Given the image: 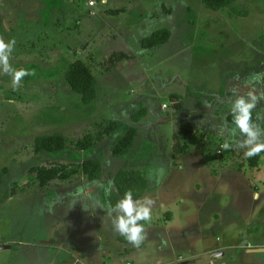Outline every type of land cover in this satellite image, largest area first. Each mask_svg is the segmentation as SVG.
Masks as SVG:
<instances>
[{
    "label": "rangeland",
    "instance_id": "rangeland-1",
    "mask_svg": "<svg viewBox=\"0 0 264 264\" xmlns=\"http://www.w3.org/2000/svg\"><path fill=\"white\" fill-rule=\"evenodd\" d=\"M161 28L170 29V39L158 47H144L142 38ZM0 36L16 41L12 66L31 73L16 89L11 76L0 73V246H4L0 264H75L78 251L83 252L80 264H157L159 258L167 264L168 250L174 256L181 254L188 264L210 260L264 264V251L226 248L225 254H217L215 248L227 243L229 232L244 228L248 217L217 225L219 212L230 208L232 190L222 183L221 191L215 192L218 196L204 199L207 192L196 191L198 175L188 174L191 156L177 154L174 148V132L182 120L192 117L194 129L187 138L190 155L201 156L212 173L247 165L240 184L264 185V152L260 165L253 167L243 149L221 147L230 139L228 131L217 133L221 125L232 126L226 110L232 91L225 106L218 103L219 97L212 104L203 97L196 108L195 97L185 95L188 86L215 93L229 80L230 67L233 78L239 76L241 81L264 72V0H235L219 10L202 0H0ZM118 51L130 56L109 66L106 59ZM77 59L90 67L98 81V94L91 103H84L64 78L69 63ZM173 92L182 94L183 111L173 109ZM141 107L151 117L141 118L142 129L138 128L125 156L112 154L108 136L84 151L67 147L64 154H49L33 149L38 135L59 132L70 143L95 132L103 120L121 123L122 132L133 125L132 110ZM185 111L191 112L189 118ZM255 111L253 121L264 127L263 108ZM210 112L215 113L208 119ZM85 158L103 162L102 179L92 181L78 174L41 187L30 173L36 164ZM129 160L149 164L140 170L152 191L167 174L169 163L170 179L157 192L151 221L140 222L146 224L144 242L119 253L120 234L107 209L110 191L115 189L113 177ZM254 186L248 187L253 193L258 191ZM166 209L173 210V220L162 213ZM166 225L173 234L156 235L159 238L150 234Z\"/></svg>",
    "mask_w": 264,
    "mask_h": 264
},
{
    "label": "trees",
    "instance_id": "trees-1",
    "mask_svg": "<svg viewBox=\"0 0 264 264\" xmlns=\"http://www.w3.org/2000/svg\"><path fill=\"white\" fill-rule=\"evenodd\" d=\"M235 0H202V2L209 8L219 10L227 6ZM113 13H119L121 9H112ZM171 37V31L168 28H161L150 35L142 38V45L146 48L158 47L166 43ZM130 55L124 51H118L110 55L106 62L114 67L123 58ZM66 84L70 90L77 92L84 103H91L94 101L98 94V81L92 73L90 67L81 59L71 61L65 71L64 75ZM223 92H220L222 95ZM188 96H195L200 102L201 99L207 95L203 92H194L191 89L187 90ZM171 103L175 112L183 111L184 101L182 95L172 93L170 95ZM208 100L214 101L216 95L208 94ZM146 114V108L141 107L134 111L131 115L134 122H138ZM253 115H255L253 113ZM228 118L232 121V115L229 114ZM121 124V123H120ZM116 120H103L97 123V130L95 132H88L80 136L77 140L68 143L65 135L59 132L50 134L38 135L34 139L33 149L36 153L49 152L64 154L67 147L74 150L84 151L99 143L104 137L108 136L112 140L111 152L116 157L127 155L132 149L136 137L138 135V127L130 125L121 132L120 125ZM194 129L191 121L182 120L179 128L174 132L176 139L174 148L177 153H187L189 150V143L187 138L192 134ZM68 151V150H67ZM261 153L257 156L250 158V165L256 166L260 159ZM143 161L132 160L126 161L113 177L115 189L110 191L109 201L110 205L115 203L123 196L124 192L131 189L134 193V198H140L148 189V179L141 172L139 166L143 165ZM30 173L39 182L41 187H46L53 180H70L78 174H83L89 180H99L103 178L104 167L103 162L99 159L85 158L80 162L72 161L61 162L51 161L48 164H36L30 168ZM121 240L128 242L124 236H120Z\"/></svg>",
    "mask_w": 264,
    "mask_h": 264
},
{
    "label": "crops",
    "instance_id": "crops-1",
    "mask_svg": "<svg viewBox=\"0 0 264 264\" xmlns=\"http://www.w3.org/2000/svg\"><path fill=\"white\" fill-rule=\"evenodd\" d=\"M192 32L193 31L191 30L190 33H192ZM191 40H193V39H191ZM208 53L211 54V50ZM224 64H225V62H223V65ZM228 70H229L228 72H230L229 73V78H228L229 80H227L226 82H223L221 84V87H218V89H216L215 93H210V92H207V91L203 92V93L207 94L204 97H207L208 94L216 95V99L219 97L218 103L222 104L224 106H225V104H224L225 100L224 99L226 97L230 96L228 94L229 91L231 90L233 85L235 83H237V81L233 78L234 76L232 75L231 67L228 68ZM240 81H241V79H240ZM188 89H191L194 92H202V90L201 91L200 90H194L190 86H188L187 89L185 90V95H186L187 98L195 97V96H188L187 95V90ZM220 92H223V94L220 95ZM173 93H176V92H173ZM170 94H172V93H170ZM180 95H182V94H180ZM195 99H196V101H195V106L194 107L197 108V107H199V105L202 104V102H203L202 99L203 98L201 99L200 102L197 100L196 97H195ZM220 99H222V102H221ZM212 102L213 101L208 100V97H207L206 103L207 104L208 103L212 104ZM184 107H185V102H184ZM257 107H258L259 110L263 108V111H264V101H262V104L260 106L258 104ZM196 108H194V110ZM168 109H170V108H168ZM168 109H166V110H168ZM226 110H228L229 113H230L229 109H226ZM134 111L132 110V113ZM209 111H211V110L208 109V112ZM254 111H255V109L253 110V112ZM255 112L257 113V111H255ZM130 113L131 112L125 114L124 116L127 117L128 114H130ZM132 113H131V115H132ZM181 113L182 112H180V116L179 117H181ZM184 113H185L186 117H188V118H189V116H191V112L185 111ZM211 113L214 114L215 112H210L209 116L206 115V117L208 119L213 117L211 115ZM131 115H130V117H131ZM146 117H151V116H145L144 118H146ZM143 119H141L138 122H134L132 120V117H131L132 123L135 124L138 128H140V131L142 129V126H141L142 122L141 121ZM189 120L192 123L194 121V120H192V117ZM197 121H200V119H197ZM230 124L232 125L231 127H233L232 122ZM218 134H220V133L218 132L217 135ZM158 139L159 138L156 136V140H158ZM177 154H182V155L185 154V155H187V157L191 156V158H189L190 163H189V167H188V170H189L188 174L198 175V178L194 179V182H195V185H196V188H197L196 191L198 190L199 193L207 192V193L203 194L204 199L206 198L207 200H209V199L212 198V196H218L216 193L218 191H221V189H219V187L221 186L222 183H228L230 189L232 190L231 202L228 205L230 208H228V207H227V209L223 208L222 211L219 212V214L217 215L219 217L217 225L223 226L227 221H230V220H231V222L238 223V222L242 221L243 217H248V219L246 221V225H245L244 228H241L239 231L237 229H234L231 232H229L228 235H227V237L229 238V239H227V243H223L222 245H220L221 247H218V248L216 247L215 248V249L219 250V251H217V254L218 255L225 254L224 250L226 248H241V249L244 248V249H246L247 252H250V253H256V252L264 251V185L261 184L259 186L257 184V185L254 186L253 184H250V182H249V185L240 184V182L243 180L241 177L243 176L244 173H246V170L248 169L247 168L248 166L244 165V164H238V165H235L234 168H225L224 167V168L216 169L212 173L211 171H208L209 167L205 166L203 164V159L199 158L201 156L197 155L199 157H194V156L190 155L189 152H187V153H177ZM236 161H237V159H236ZM172 163H173V161H172ZM174 164H176L175 161H174ZM258 165H260V160L258 161ZM258 165H256V166H258ZM148 166H149V164L148 165L147 164H143V165L139 166V169L142 168V170L144 171L143 168L144 167H148ZM168 166L170 168V166H171L170 163H169ZM259 167H257V168H259ZM169 168L167 170V174L165 175V177H163L162 180L158 181V183L156 182V184H157L156 186L157 187H155L153 191L150 189V184H149V180H148V189L145 191V193H144V195L142 197L150 196L154 200L157 199L158 190L162 189L165 186V184H166L164 182V180H166L167 177H168V179H170ZM63 186H66V185H63ZM252 186H254L258 191H255V193H253L249 189L250 187L253 188ZM60 187H62V186H60ZM56 188H59V187H56ZM56 188H54V189H56ZM87 189L89 191H93L92 187H88ZM142 197H140V198H142ZM191 197L194 199V195L193 194L191 195ZM164 204L165 203H163L162 206ZM166 210H168V211L166 212L165 210H162V213L165 214L167 216V218H170V220H173L175 218L173 210L172 209H166ZM145 225L146 224H144V226ZM160 230H161L160 232H156V230H155L153 233H152V231H150L151 232L150 234L151 235L155 234V236L156 235L161 236V234L165 235V234L172 233L171 232L172 231L171 228H169V226H167V225H166V227H164L163 229H160ZM159 236H156V237L159 238ZM178 238H179V241H180L182 236H178L177 239ZM119 241H120L119 244L120 243L122 244V249H120L118 252L120 253V252L126 251L128 246L130 245V243L121 240L120 237H119ZM5 243H7V242H5ZM182 245L184 246V244H182ZM168 251L165 252L166 253V257H167V262H166L167 264H176V263L177 264H188L189 263V261H187L188 259H185L184 257H182L181 254H178L177 256H174L175 255L174 251L172 253H170ZM82 254H83L82 251H78V256H76L77 259H75V264L76 263L80 264V259H82V257H81ZM180 256L182 257V259H179ZM211 261H213V260H210V262ZM127 264H130V263H127ZM143 264H146V263L143 262ZM157 264H162L161 258L158 259V263ZM223 264H226V262L223 263Z\"/></svg>",
    "mask_w": 264,
    "mask_h": 264
},
{
    "label": "clouds",
    "instance_id": "clouds-1",
    "mask_svg": "<svg viewBox=\"0 0 264 264\" xmlns=\"http://www.w3.org/2000/svg\"><path fill=\"white\" fill-rule=\"evenodd\" d=\"M106 2L102 0V3ZM15 45L14 38L5 41L0 36V73L11 76L14 89L20 87L24 77L31 75L28 70L16 69L10 63ZM234 79L237 83L231 88L233 98L229 101L233 127L226 129L221 125L219 132L223 135L228 131L230 135V139L223 144L224 149L235 146L244 150L245 157L251 158L264 152V127L253 121V110L264 101V72H254L243 81L239 76ZM160 171L163 172V169ZM154 204L152 197L134 198L133 191L128 189L115 205L108 207L107 215L114 230L139 248L146 239L145 227L140 222L151 221Z\"/></svg>",
    "mask_w": 264,
    "mask_h": 264
},
{
    "label": "built area",
    "instance_id": "built-area-1",
    "mask_svg": "<svg viewBox=\"0 0 264 264\" xmlns=\"http://www.w3.org/2000/svg\"><path fill=\"white\" fill-rule=\"evenodd\" d=\"M91 4L94 3L93 1L90 2ZM164 107H167V104H163ZM221 147H223V144L221 145ZM180 259H182V257L180 256ZM210 264H215L213 261L210 262Z\"/></svg>",
    "mask_w": 264,
    "mask_h": 264
},
{
    "label": "water",
    "instance_id": "water-1",
    "mask_svg": "<svg viewBox=\"0 0 264 264\" xmlns=\"http://www.w3.org/2000/svg\"><path fill=\"white\" fill-rule=\"evenodd\" d=\"M4 248V246H0V249Z\"/></svg>",
    "mask_w": 264,
    "mask_h": 264
}]
</instances>
